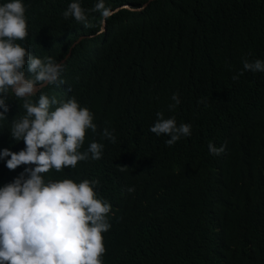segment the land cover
Here are the masks:
<instances>
[{
    "label": "trees",
    "instance_id": "obj_1",
    "mask_svg": "<svg viewBox=\"0 0 264 264\" xmlns=\"http://www.w3.org/2000/svg\"><path fill=\"white\" fill-rule=\"evenodd\" d=\"M72 2L92 26L65 19ZM97 2L23 0L28 36L17 42L65 66L64 83L31 99L75 96L97 125L80 151L104 145L101 159L50 170L45 181H99L97 198L112 206L103 264H264V72L239 75L245 59L264 61V0H105L115 15L103 35ZM24 71L32 76L28 64ZM174 93L181 103L169 109ZM6 102L0 151L19 152L25 144L11 136V122L26 110L11 93ZM158 112L190 124L191 135L167 146L169 136L149 130ZM209 142L224 152L211 155ZM7 159L0 187L28 167L10 170Z\"/></svg>",
    "mask_w": 264,
    "mask_h": 264
},
{
    "label": "clouds",
    "instance_id": "obj_2",
    "mask_svg": "<svg viewBox=\"0 0 264 264\" xmlns=\"http://www.w3.org/2000/svg\"><path fill=\"white\" fill-rule=\"evenodd\" d=\"M92 11L100 13L96 35H103L115 11L105 6V0H98ZM25 13L23 0L0 4V120L7 118L10 93L23 101L26 110L24 116L12 120L10 128L11 136L23 140L25 148L19 152L5 148L0 151V159L10 157L6 162L10 170L28 166L13 182L0 187V264H103L106 247L102 234L111 228L106 217L112 206L97 198L94 186L99 181L65 178L46 182L43 174L53 169H74L78 162L89 158L99 160L104 145L93 141L87 150L80 151L87 130L95 133L97 125L90 109L81 107L75 96L66 101L47 94L39 95L38 102L31 99L37 94V83H64L61 76L65 66L50 56H33L17 42L28 36ZM63 16L92 26L79 2H72ZM25 64L31 77L25 75ZM243 71L264 72V61L245 59L239 75ZM172 100L169 109L181 103L178 93L172 95ZM157 117L149 130L157 136H169L167 146L191 135L190 124L178 126L175 117L166 119L163 112ZM101 135L116 141L108 128ZM208 149L214 156L224 152L223 146L216 147L212 142ZM134 191V187L128 188V192ZM223 194L219 191L217 198Z\"/></svg>",
    "mask_w": 264,
    "mask_h": 264
},
{
    "label": "water",
    "instance_id": "obj_3",
    "mask_svg": "<svg viewBox=\"0 0 264 264\" xmlns=\"http://www.w3.org/2000/svg\"><path fill=\"white\" fill-rule=\"evenodd\" d=\"M122 7H129L128 5H120V6H118L117 8H115V10H117V9H119V8H122ZM81 39V37H79L76 41H79ZM75 43V42H74ZM73 43V44H74ZM70 54V52H68V54L66 55V57L68 56ZM64 59L65 58H63L62 60H61V62H63L64 61ZM58 63H60V62H58ZM47 84V82H43L42 84L41 83H38L37 85H36V88H37V91H38V89H40V88H42L43 86H45Z\"/></svg>",
    "mask_w": 264,
    "mask_h": 264
}]
</instances>
